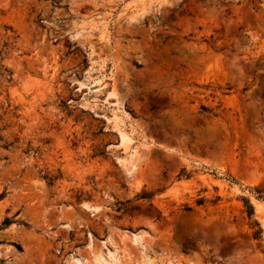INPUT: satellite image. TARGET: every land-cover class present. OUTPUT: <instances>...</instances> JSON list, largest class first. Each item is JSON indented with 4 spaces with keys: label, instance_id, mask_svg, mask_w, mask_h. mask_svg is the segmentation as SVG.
I'll return each mask as SVG.
<instances>
[{
    "label": "rangeland",
    "instance_id": "obj_1",
    "mask_svg": "<svg viewBox=\"0 0 264 264\" xmlns=\"http://www.w3.org/2000/svg\"><path fill=\"white\" fill-rule=\"evenodd\" d=\"M5 219L0 264H264V0H0Z\"/></svg>",
    "mask_w": 264,
    "mask_h": 264
},
{
    "label": "trees",
    "instance_id": "obj_2",
    "mask_svg": "<svg viewBox=\"0 0 264 264\" xmlns=\"http://www.w3.org/2000/svg\"><path fill=\"white\" fill-rule=\"evenodd\" d=\"M205 109V107H202ZM249 216L252 215V211H248ZM8 223L7 219H5L1 224H0V229L5 226ZM255 224L258 225V223L255 221ZM254 236H258V232H254Z\"/></svg>",
    "mask_w": 264,
    "mask_h": 264
},
{
    "label": "bare ground",
    "instance_id": "obj_3",
    "mask_svg": "<svg viewBox=\"0 0 264 264\" xmlns=\"http://www.w3.org/2000/svg\"><path fill=\"white\" fill-rule=\"evenodd\" d=\"M120 134H121V139H122V141L124 140V141H126V138H127V135H125L123 132H121L120 131ZM123 141V142H124ZM128 162L130 161V160H127Z\"/></svg>",
    "mask_w": 264,
    "mask_h": 264
}]
</instances>
